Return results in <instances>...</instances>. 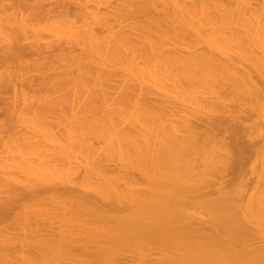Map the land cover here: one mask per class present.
Segmentation results:
<instances>
[{
    "label": "bare ground",
    "instance_id": "bare-ground-1",
    "mask_svg": "<svg viewBox=\"0 0 264 264\" xmlns=\"http://www.w3.org/2000/svg\"><path fill=\"white\" fill-rule=\"evenodd\" d=\"M0 264H264V0H0Z\"/></svg>",
    "mask_w": 264,
    "mask_h": 264
}]
</instances>
